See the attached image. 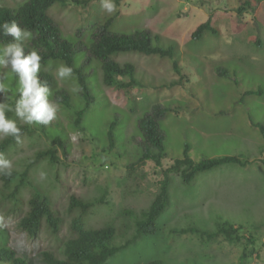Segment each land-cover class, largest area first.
Here are the masks:
<instances>
[{
  "label": "rangeland",
  "instance_id": "rangeland-1",
  "mask_svg": "<svg viewBox=\"0 0 264 264\" xmlns=\"http://www.w3.org/2000/svg\"><path fill=\"white\" fill-rule=\"evenodd\" d=\"M26 1L0 0V7L16 9ZM82 1H87L86 6L55 5L48 14L59 25L65 40L83 43L78 63L92 32L109 20V32L132 35L147 29L175 53L171 60L137 54L115 56L121 64L132 61L137 78L140 74L146 77L144 89L128 91L104 87L100 65L93 62L95 74L88 79L92 103L82 121L83 131L73 128V116L51 98L49 102L58 110L48 125L25 124L12 111L14 117L10 120L17 127L43 125L47 136L39 131L24 135L15 147L0 152V157L11 164L3 171H22L25 163L47 149L50 139L57 135L64 140L67 155L63 157L59 151L56 166L41 161L30 172L31 181L47 192L52 210L61 219L58 236H52L44 223L36 237L18 227L27 213L31 194L25 189L19 208L0 197V229L7 235L6 246L34 264H44L41 255L45 252L61 257L62 245L71 237V220L77 215V211L68 212L71 196L84 201L104 196L105 203L88 213L86 225L115 226L116 245L131 240L134 217L125 212L139 217L149 207L168 167H156L150 161L134 164L133 144L139 142H132L138 137L136 123L151 107L160 105L172 110L160 122L166 163L181 159L187 144L189 157L195 163L235 157L245 165H225L199 174L189 186H184L176 174L170 175L169 202L156 222L161 233L150 243L138 241L108 264H146L152 259L164 264H239L243 243L229 245L219 238L201 245L196 236L166 233L167 228L188 227L212 232L220 222L241 226L246 238L253 235L255 243L246 249L256 252L247 264H264V139L252 126H264V0H243L250 1L252 8L241 16L237 14L239 0H114L112 13L101 9V0ZM208 19L213 32H204L198 40H192L195 29ZM28 46L26 41L25 48ZM173 62L178 65L181 79L173 72ZM57 66L50 69L57 87L66 90L79 109L82 104L77 107V85L68 78L56 79ZM7 76L6 69H0V84L7 89L0 94V104L10 109L4 99L9 96ZM173 81L178 82L172 85ZM112 121L116 122L118 139L108 151L106 133ZM129 165L133 167L130 173ZM1 186L0 181V189Z\"/></svg>",
  "mask_w": 264,
  "mask_h": 264
},
{
  "label": "trees",
  "instance_id": "trees-1",
  "mask_svg": "<svg viewBox=\"0 0 264 264\" xmlns=\"http://www.w3.org/2000/svg\"><path fill=\"white\" fill-rule=\"evenodd\" d=\"M259 3L262 0H253ZM87 1L82 0H27L24 4L16 9L9 7H0V23L15 20L21 28H28L33 32V39L29 41V46L25 52L37 50L41 55V70L39 73L41 81H46L50 88L51 98L61 109L73 116L72 126L75 130L83 131L82 121L85 113L92 103L91 91L88 79L95 73L91 67L93 62L100 65L101 82L104 87L112 88L117 91H128L131 88L144 89V75L136 77L137 68L132 61L121 64L115 56L125 54H137L138 56H157L160 59H173L174 48L164 47L160 43V38L154 36L147 29L136 31L132 35L116 34L109 32L111 20L103 26L95 28L92 36L89 38L90 43L84 48V55H81V62H77V57L83 43L76 42L73 44L62 37V31L58 24L49 14L50 9L55 5L65 6L68 3L72 5H85ZM237 14L241 16L248 8L251 7L250 1L239 0ZM252 8V7H251ZM211 31L210 19L204 24L199 25L192 33V40H198L204 32ZM10 36H0V45L7 44L11 41ZM162 46V47H161ZM51 62V64H49ZM66 64L73 68V76L70 79L77 85L79 90L78 106L76 109L70 94L59 87L54 79L50 69L55 65ZM173 72L180 79V70L176 62L172 64ZM8 76L5 83L8 85V97H5L9 108L7 118L14 117L16 101L19 99V93L16 91L18 86V77L6 69ZM178 82V81H177ZM173 81L172 85L177 83ZM246 94V93H245ZM259 94V93H258ZM172 112L170 108H164L160 105L151 107L148 114L140 118L136 123L139 142L134 145L136 161L134 164H144L147 161L153 162L156 167L168 166L163 171V179L159 182L158 192L147 209L142 211L139 217H135L131 212H125L127 215L134 217V234L131 240H126L123 245H116L118 230L115 226L105 225L102 228H90L86 225V217L90 210L104 202V196L95 201H84L73 196L69 198L68 212L77 211V215L71 220L69 226V237L62 245L61 257L55 253L45 252L41 255L44 264H108V262L129 249L130 246L138 241H152L161 233L157 220L165 211L169 202V182L170 175L176 174L184 186H189L195 182L199 174L207 173L211 170L225 165L244 166L235 157H219L212 159H203L198 163L193 162L189 157L190 147L185 144L182 158L173 162L166 163L167 158L165 150V137L160 129V122L166 113ZM37 125V124H36ZM259 130L261 137L264 139V126L252 124ZM20 128V137L32 135L39 131L45 136V127H31L27 125L18 126ZM116 132V122L109 124L106 136L108 142V151L116 146L118 137ZM50 139V138H49ZM16 138L8 136L0 140V152L15 147L18 144ZM63 157L67 155V148L64 140L60 135L50 139V145L47 149L37 152L34 158L25 163L24 169L20 172L9 171L0 173L2 186L0 197L4 200H10L14 208H19L22 203V190L29 189L31 194L27 200V213L20 219L18 227L30 237H36L44 223L49 229L52 236L57 237L60 230L61 219L51 208L50 198L45 190L35 186L30 179L31 170L41 161L46 162L53 167L59 163L58 153ZM132 165L127 166L130 173ZM242 227L233 226L228 222H220L212 232H204L196 228H167L168 235H192L200 239V244H211L221 238L229 245L243 243L244 248L239 257V264H247L249 258L255 254V249H246L255 243L253 235L246 238L241 233ZM7 235L4 230L0 229V264H34V261L26 257L18 256L7 246ZM146 264H164L163 261L152 259Z\"/></svg>",
  "mask_w": 264,
  "mask_h": 264
},
{
  "label": "clouds",
  "instance_id": "clouds-1",
  "mask_svg": "<svg viewBox=\"0 0 264 264\" xmlns=\"http://www.w3.org/2000/svg\"><path fill=\"white\" fill-rule=\"evenodd\" d=\"M114 0H101V9L112 13L115 10ZM0 36H10L11 41L0 45V69H10L18 77L16 91L19 99L16 101L14 113L25 124L34 122L48 125L56 118L57 106L49 102L50 88L46 81H41V55L37 50L25 52V42L33 39V32L28 28H21L15 21L0 23ZM51 64V62H49ZM73 76V68L66 64H59L55 69V78L64 80ZM6 87L0 84V94L6 92ZM7 109L0 104V139L12 136L19 141L20 128L14 120L5 116ZM8 160L0 157V171L10 169ZM6 174L10 175V171Z\"/></svg>",
  "mask_w": 264,
  "mask_h": 264
}]
</instances>
